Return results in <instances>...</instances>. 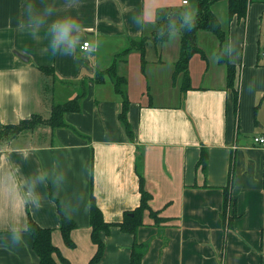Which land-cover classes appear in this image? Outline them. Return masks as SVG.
<instances>
[{"label": "crops", "instance_id": "0c3cea01", "mask_svg": "<svg viewBox=\"0 0 264 264\" xmlns=\"http://www.w3.org/2000/svg\"><path fill=\"white\" fill-rule=\"evenodd\" d=\"M189 2L0 0V124L49 119L54 104L84 94L81 112L66 115L68 127L42 125L0 147V264H39L29 214L54 230L53 243L70 264H89L97 250L91 191L105 220L118 224L140 205V177L162 221L147 212L136 235L113 226L103 235L99 264H130L135 242L146 246L141 264H264V149L254 142L264 136V1L253 0L242 20L230 17L227 1L213 6L227 40L221 46L213 33H199L205 59H191L192 88L184 92L183 76L173 79L181 36L165 43L152 37L162 10L182 7L196 16V0ZM64 16L79 21L70 54L51 43L50 27ZM144 38V71L138 50L117 59ZM86 42L91 50L81 49ZM221 49L238 69L236 114ZM116 59L127 79L135 142L119 120L122 99L112 77L96 82ZM202 149L209 155L205 171L198 166ZM53 198L77 224L75 248L63 240ZM13 230H23L21 243L12 242Z\"/></svg>", "mask_w": 264, "mask_h": 264}, {"label": "trees", "instance_id": "16d2710c", "mask_svg": "<svg viewBox=\"0 0 264 264\" xmlns=\"http://www.w3.org/2000/svg\"><path fill=\"white\" fill-rule=\"evenodd\" d=\"M227 1L230 17H237L239 20L245 19L248 13V7L253 0H196L197 13L194 20V25L185 29L180 20L181 15L188 11L185 8H169L162 10L157 15V31L154 33L152 40L155 43H165L169 40L170 25L175 24L176 29L181 36L180 58L175 65L173 79L176 80L180 75L183 76L182 91L187 92L191 89V78L189 74V64L191 59L200 54L205 59L204 51L199 47L198 36L202 31L213 33L220 41L221 46L226 42V34L218 17L213 12V6L220 2ZM264 1V0H261ZM149 39L144 38L140 41H133L128 49L117 56V59L128 55L132 50H138L141 54V65L144 71L147 64L146 48ZM113 65L105 70L98 71L96 82L101 84L105 82L107 75L111 76L114 82L115 92L121 97L122 105L119 114V120L131 142H135V133L129 121V111L131 101L127 91V79L119 75L117 71L116 61ZM219 63L227 65V87L232 90L233 110L236 114L239 109V91L237 87L238 69L231 64L228 55L222 49L218 53ZM48 70V69H46ZM53 73L52 69L48 70ZM84 94L79 95L72 101H67L61 104H54L52 113L49 119H44L40 115H33L31 118L21 121L17 125H2L0 124V147L10 142L22 133L35 130L37 127L45 125L51 129H61L68 127L66 123V115L68 113H79L82 109L81 101ZM209 155L206 149H202L198 166L203 171L207 169ZM139 190L141 194L140 205L133 211L126 212L121 223L111 224L105 220L104 214L99 207L97 200L91 191L89 217L91 226V239L97 246V250L89 264H99L105 254V241L103 235H109L113 226H118L122 232L136 235L140 227L144 225V218L147 212L159 224L162 220L158 217V213L153 211L150 206L152 195L146 190L143 177L139 180ZM54 199V198H53ZM58 205L60 214L59 230L63 236V240L68 248H75V243L72 239V232L77 228V224L70 218L66 217L61 209L60 204L54 199ZM232 203L230 188L225 190L224 200V220L228 221V208ZM53 229L43 228L29 214L28 232L33 238V250L39 258V264H70V262L61 254L59 248L53 243ZM146 246L135 242L130 264H141Z\"/></svg>", "mask_w": 264, "mask_h": 264}, {"label": "clouds", "instance_id": "9594fccd", "mask_svg": "<svg viewBox=\"0 0 264 264\" xmlns=\"http://www.w3.org/2000/svg\"><path fill=\"white\" fill-rule=\"evenodd\" d=\"M180 20L182 26L187 29L194 25L195 16L190 11H185ZM78 18L75 16H64L55 20L51 27L50 32L52 33V46L58 52H63L64 54H70V50L75 47V41L71 39L73 29L78 26ZM170 33L173 36H178L179 33L176 29L175 24L170 25ZM63 45V47H61ZM83 47V46H81ZM36 206H39L38 199L35 201ZM23 230H13L12 232V242L21 243L23 241Z\"/></svg>", "mask_w": 264, "mask_h": 264}, {"label": "built area", "instance_id": "2783aa9c", "mask_svg": "<svg viewBox=\"0 0 264 264\" xmlns=\"http://www.w3.org/2000/svg\"><path fill=\"white\" fill-rule=\"evenodd\" d=\"M183 5H189V0H182ZM81 47L82 50L88 51L91 50V44L89 42H86L82 45ZM254 142L256 145L261 146L264 149V136H258L254 138Z\"/></svg>", "mask_w": 264, "mask_h": 264}, {"label": "rangeland", "instance_id": "374dc122", "mask_svg": "<svg viewBox=\"0 0 264 264\" xmlns=\"http://www.w3.org/2000/svg\"><path fill=\"white\" fill-rule=\"evenodd\" d=\"M224 3H225V1H223ZM196 3V2H195ZM196 5V4H195ZM191 7H194V5H191ZM196 7V6H195ZM151 49V48H150ZM153 54H151V56H152ZM49 117V116H48Z\"/></svg>", "mask_w": 264, "mask_h": 264}]
</instances>
